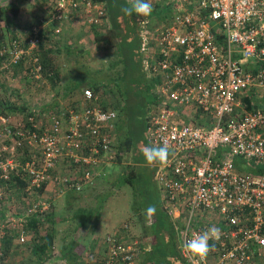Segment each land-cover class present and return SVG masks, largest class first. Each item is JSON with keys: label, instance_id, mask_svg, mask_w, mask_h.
<instances>
[{"label": "built area", "instance_id": "2783aa9c", "mask_svg": "<svg viewBox=\"0 0 264 264\" xmlns=\"http://www.w3.org/2000/svg\"><path fill=\"white\" fill-rule=\"evenodd\" d=\"M47 2L22 39L0 44V74L23 58L30 78H41L32 53L40 40L48 44L40 30L56 43L76 16L108 25L103 0ZM149 2L151 15H137V50L146 76L157 79L158 103L145 114L144 137L149 146H169L154 178L177 256L183 264H264V0ZM81 97L78 108L0 114L9 140L0 142V241L10 230L21 231L19 242L30 240L23 224L51 211L41 198L50 184L58 195L81 192L115 163V111L89 87ZM17 197L30 201L17 210ZM211 226L220 239L209 240L214 247L201 260L184 245ZM122 231L107 235L100 264H143L150 245L127 236V225Z\"/></svg>", "mask_w": 264, "mask_h": 264}, {"label": "rangeland", "instance_id": "374dc122", "mask_svg": "<svg viewBox=\"0 0 264 264\" xmlns=\"http://www.w3.org/2000/svg\"><path fill=\"white\" fill-rule=\"evenodd\" d=\"M42 1L43 8H38L36 14L30 20L18 22L13 26H7V22L0 21V40L8 41L12 37L22 39L26 24L34 22L46 12L48 2L47 0ZM107 1L111 7L119 6L120 2L119 0ZM89 27L85 25L84 21L77 19L75 25L73 21L67 27L62 26V33L56 38L57 45L54 41L51 43L55 46L53 47V53L50 55L52 56V61L60 65L61 83L75 73L82 72V70H89L88 72L94 75L112 76L121 68L116 61L114 63V56L106 54L102 43L96 41L95 32L92 29L89 30ZM65 47L70 49L69 53L65 52ZM81 49L84 51L83 54L76 53V51ZM112 92L113 88H111L108 95L96 94L100 97V100L104 98L106 105H110L118 103L116 93ZM78 95L80 96V94ZM1 99L5 100L6 103L3 108L4 113L15 119L23 118L25 113L31 108H36L40 112L43 111V113H50V111L60 107H74L73 93L58 102L57 85L53 87L47 82L46 78L41 84L30 80L29 77H26L22 67L21 69L10 67L8 71L0 74ZM3 138L0 133V142H9L8 139ZM140 154L138 162H132L131 158L127 156L122 161L115 162L109 166L106 169L108 174L101 179H97L92 184L90 195L84 196V193L88 190L86 192L83 190L81 192L83 195L80 194V196L74 195V192L71 191L58 195L53 184H50L42 192L41 198L46 197L51 202V211L46 214V217L51 213L55 223L53 226L49 222L44 223L40 234H44L50 227L53 229L55 242L51 254L55 258L58 257L61 247L74 239V227L87 228L88 225H92L93 230H101L104 234V232L112 233L121 226L127 225V231L125 232L127 236L140 235L145 230H148L151 235L157 236V233L163 230L164 227L168 226V229L171 227L167 216L161 208L162 201L159 184L153 177L154 166L148 165L143 153ZM131 166L135 169V178L132 183H129L122 176V172H124L126 167ZM66 172L65 169H62L60 174H65ZM20 197L14 200V206L18 208L17 210L26 207L30 201V199H21ZM5 204L8 205V201ZM149 206H155L156 213L159 212L157 221L152 225L147 223L145 217L147 216L146 209ZM77 208L95 209L97 211L95 219L92 217L87 218L83 224H80L81 219L79 217L74 220V213L78 212ZM92 214H95V212H92ZM162 236V234L157 236V239L161 240L160 242H163ZM167 247L173 248L171 244ZM177 261L179 264H183L180 260L177 259ZM20 262L22 263L21 259ZM143 263L147 264L145 260H143Z\"/></svg>", "mask_w": 264, "mask_h": 264}, {"label": "trees", "instance_id": "16d2710c", "mask_svg": "<svg viewBox=\"0 0 264 264\" xmlns=\"http://www.w3.org/2000/svg\"><path fill=\"white\" fill-rule=\"evenodd\" d=\"M105 1L108 4L109 23L104 29H94L96 30V41L102 43L106 54H110L115 57L114 63L117 62V64H120L121 68L119 71L112 74V76L99 74L94 75L93 73L90 74V72H88L89 70H82V72L75 73L65 82L61 83V75L59 72L60 65L55 64V62L52 61V56L50 55L53 53L54 45L51 43H53L54 40L45 35V31L43 30H40V36L42 38L44 37L45 42L48 44H45L44 41L42 42L40 40L39 46L32 52L33 55H36L39 58V62L42 65L41 78L39 80L30 78V76L25 72L26 69L22 63L23 58L12 64L10 67H13L14 69H21L22 67L26 77H29L30 80L36 83L41 84L46 78L47 82L53 87L57 85L58 102L61 99L70 96L72 93L74 94L75 91H80L81 94V91L85 87L91 88L94 93L107 95L110 93L111 88H113V92H115L118 97V103L116 102V104L106 105L103 98L100 100V105L104 108L112 109L116 113V117L113 120L115 133L114 151L116 152L115 162L118 163L122 161L123 158H127V156L128 158H131L132 162H138V160H140V153H142V149L148 146L144 137L145 114L150 106L153 107L158 103V99L154 93V87L157 83V79L154 77H147L141 67L140 55L133 42V38L136 36V19L138 17L136 14L128 16L121 12L122 7L130 6L128 4V0H119V6L112 7L107 0H104V2ZM31 25L32 23L26 24L25 28H28L30 31ZM7 26H9L8 23ZM0 44L7 45L8 43L5 40H0ZM65 49V52H70L68 47H65ZM83 52L84 51H82V49L76 51V53L79 54H83ZM114 63L112 62V64ZM81 101V96L75 99L74 108H78ZM5 105V100L1 99L0 114L2 115H7L3 110ZM31 110L32 108L25 114L28 115ZM41 112L43 113V111ZM122 176L125 177L127 182L132 183L135 178L134 167H126L124 172H122ZM78 213L79 212L74 213V217H78ZM90 215L91 214H89V217L86 214L81 215L80 224H83L87 218H90ZM48 222L51 226L55 223L51 213L43 220H39L37 217L28 218L25 224H23V228L27 229V234L30 238V240L28 239L29 245L30 247L32 246L31 250L35 256L40 257L41 255L42 257L47 258L48 256L51 257L53 255L51 254V250L53 249L55 242L53 229L50 227L44 234H40L43 224ZM10 231L11 232L6 233L5 235L9 236L12 233L13 237H9H15L18 242L17 245L26 243L18 241V235H20L21 232L20 230ZM160 234L163 235V242H160L161 240L157 239V236ZM157 236L155 237L153 249L148 252L147 257L152 259L154 262L156 261L155 263L157 264H179L177 261L178 256L174 249L175 241L171 228L168 229V226L164 227L163 230L157 233ZM169 244L172 245L173 250L167 247ZM68 245L70 247L67 249ZM73 249L74 241L65 246L63 245L60 252L62 254L71 253V256L74 257V253L72 252ZM0 250L2 252V255L0 256V264H4V259L7 254L5 246L3 245V248H0ZM150 254H153V256L150 257ZM181 263L183 262L181 261Z\"/></svg>", "mask_w": 264, "mask_h": 264}, {"label": "crops", "instance_id": "0c3cea01", "mask_svg": "<svg viewBox=\"0 0 264 264\" xmlns=\"http://www.w3.org/2000/svg\"><path fill=\"white\" fill-rule=\"evenodd\" d=\"M104 3L107 8L108 23H109V11H108V6H107L108 4L106 3V1ZM40 7L43 8L42 0H0V21L7 22L11 26L16 25V23L18 22H25L27 20H30V18L34 14H36L38 8ZM77 19H80V17L79 16L74 17V25ZM87 26L89 27V25ZM93 28H95V26H90L89 30L92 29L96 33V30ZM133 42L138 49L137 36H134ZM78 94L80 93L78 92L76 93L75 91L74 100L78 98L79 96ZM153 175H154V170H153ZM92 186L93 185L87 186L84 189H82V191L84 190L85 192L88 190L86 193H84V196L87 194L90 195ZM81 192L74 191V195L80 196V194H82ZM77 211L79 212L77 215L79 218L82 217L81 215L86 214L89 217V214H91L90 218L92 217L94 219L96 217V212H97L95 209L89 210V208L88 209L77 208ZM92 212H95L93 216H92ZM158 214L159 212L155 213V216L152 218L145 216L147 223L149 225H152L153 223H155L157 221ZM76 218L77 217H74V220ZM123 226H121L117 231H113L112 233H116L120 231L119 233L122 234ZM108 234H111V233L104 232L103 234L101 230H97V231L93 230L92 225H88L87 228H83L81 226L79 228L74 227V239H72L74 241V249H73L74 252L72 251L74 253V257L71 256V253L62 254L60 251H59V255L57 258H55L54 255H52L51 257L48 256L47 258H44L41 255L40 257L35 256L32 253V250H31L32 246L30 247L29 241H27L25 244L17 245L18 244L17 239L15 237L11 238L13 237L12 233L9 235L11 237L5 235L0 241V244L2 247L3 245L5 246L6 252H7L6 257L4 259V264H11V263H14V264H100L103 258L104 252H105L106 237ZM133 237L138 240H142L144 243H148L150 245V249L151 250L153 249L156 236L151 235V233L148 230L143 231L142 234L140 235L134 234ZM72 240L71 242L65 243L64 246L69 243H72ZM68 247L70 246L68 245L67 249ZM147 254L148 253H145L142 255V262L143 260H145L147 264H151V263L157 264L155 263L156 261L154 262L152 259L148 258ZM21 256H23V258H21ZM151 256H153V254L152 255L150 254V257ZM20 259L22 260V263L20 262Z\"/></svg>", "mask_w": 264, "mask_h": 264}, {"label": "clouds", "instance_id": "9594fccd", "mask_svg": "<svg viewBox=\"0 0 264 264\" xmlns=\"http://www.w3.org/2000/svg\"><path fill=\"white\" fill-rule=\"evenodd\" d=\"M130 6L122 7L121 12L125 15L131 16L133 14L148 17L153 11V6L149 0H128ZM145 161L150 166H165L168 163L170 152L169 146H146L142 149ZM155 206H149L146 209V215L149 218L155 216ZM221 229L217 226H211L204 232L194 236L192 239L185 242V249L193 256L199 257L201 260L205 259L214 245L209 244V240H219Z\"/></svg>", "mask_w": 264, "mask_h": 264}]
</instances>
